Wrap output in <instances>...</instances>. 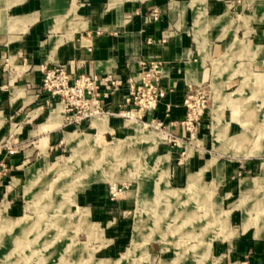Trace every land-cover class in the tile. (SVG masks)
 Returning a JSON list of instances; mask_svg holds the SVG:
<instances>
[{
	"label": "rangeland",
	"instance_id": "rangeland-1",
	"mask_svg": "<svg viewBox=\"0 0 264 264\" xmlns=\"http://www.w3.org/2000/svg\"><path fill=\"white\" fill-rule=\"evenodd\" d=\"M251 3L231 9L248 21L247 43L233 40L206 55L208 104L194 138L181 127L184 138L172 142L136 121L126 123L132 133L116 135L108 118L94 121L100 132L87 124L75 131L63 119L57 137L42 138L39 150L38 138L17 139L14 115L3 114L0 152L34 149L22 168L0 163V264H240L232 261L241 237L264 238V136L247 123L253 112L264 125V57L250 47L264 45V3ZM204 41L201 34L202 47ZM6 126L13 129L5 133ZM245 132L248 142H241ZM69 135L98 144L69 142ZM96 158L99 167L92 166ZM113 184L123 191L112 198ZM93 187L110 201L100 223L82 199Z\"/></svg>",
	"mask_w": 264,
	"mask_h": 264
},
{
	"label": "crops",
	"instance_id": "crops-1",
	"mask_svg": "<svg viewBox=\"0 0 264 264\" xmlns=\"http://www.w3.org/2000/svg\"><path fill=\"white\" fill-rule=\"evenodd\" d=\"M240 1L0 0V125L5 122L3 114L7 118L14 115L17 139L25 142L37 137L34 143L38 149L42 138L47 137L48 142L57 137L63 125V107L60 109L57 104L48 109L49 93L36 89L43 77L40 70L43 63L48 67L64 64L74 75L95 73L101 77L111 73L115 78L125 79L139 69L141 60L155 58L162 64V83L167 93L152 116L182 140L184 130L179 124L184 117L182 101L189 84L203 85L207 81L206 55H216L224 46L227 50L233 40L238 41L237 45L247 43L246 37L251 33L248 21L243 19L245 16L235 18L236 13L231 11ZM253 1L256 6L264 3V0H243L250 4ZM154 9L158 10L157 19L146 20ZM203 11L205 30L199 25ZM201 34L205 38L203 47ZM250 47L253 50L259 47L257 57H264V45ZM25 83L30 90L24 88ZM126 93L127 87L122 85L103 100L105 109L117 113ZM55 102L56 99L51 100V104ZM30 105L36 108L25 113ZM105 118H109L116 135L132 133L126 123L134 120L114 114ZM93 119L86 123L87 128L100 132L94 123L92 127ZM12 129L6 126L5 133ZM107 133L111 134L108 131L104 134ZM33 147L11 155L4 149L0 152V163L5 161L12 170L22 168L28 161L22 160L23 157H30ZM204 160L198 159L194 173L201 171ZM231 170L225 164V177ZM82 199L91 206L99 223L109 217L106 205L110 201L103 188L93 187ZM246 237L239 240L245 242H241L232 262L237 263V259L240 264H264V238Z\"/></svg>",
	"mask_w": 264,
	"mask_h": 264
},
{
	"label": "built area",
	"instance_id": "built-area-1",
	"mask_svg": "<svg viewBox=\"0 0 264 264\" xmlns=\"http://www.w3.org/2000/svg\"><path fill=\"white\" fill-rule=\"evenodd\" d=\"M157 17L158 10L154 9L146 20H155ZM162 41H165V37ZM139 64V69L133 74L125 79H118L111 73L101 77L95 73L74 75L64 64L48 67L43 63L40 65L43 77L39 90L49 93L47 102L56 99L55 106L63 105L61 111L65 123L76 129L90 123L93 116L114 114L127 120L132 119L139 125L159 129L169 137V141L176 142L178 138L152 116L167 93L162 83V64L155 58L143 59ZM122 85H126L127 93L119 104L120 110L117 113H109L103 105V100ZM207 104L208 95L205 87L189 84L182 101L184 117L179 124L189 132L191 138L195 137V124L205 113ZM121 191L122 188H118L117 184L110 186L112 198Z\"/></svg>",
	"mask_w": 264,
	"mask_h": 264
},
{
	"label": "bare ground",
	"instance_id": "bare-ground-1",
	"mask_svg": "<svg viewBox=\"0 0 264 264\" xmlns=\"http://www.w3.org/2000/svg\"><path fill=\"white\" fill-rule=\"evenodd\" d=\"M61 105L62 104H59L57 107L58 108H60L61 109ZM57 109V108H56ZM62 110V109H61ZM219 115V114H218ZM104 117V119H105V117H108L107 115H105V116H99V115H96V116H93L92 117V119H93V121H92V125H93V123H94V121L96 120V119H98V118H103ZM217 117V116H216ZM255 118H256V115H255V113H253V112H251V113H249V116H248V125L250 126V127H253V126H255L253 129H257L258 130V133H260V135L261 136H264V125L262 126H257L256 124H255ZM109 119V118H108ZM130 120H132V119H130ZM220 120V119H219ZM218 120V121H219ZM257 123V122H256ZM222 124V123H221ZM99 125L97 124V127H98ZM261 128L263 129V130H261ZM217 130V129H216ZM218 131V130H217ZM216 132V131H215ZM218 133V132H217ZM242 135H244V137H242V139H241V142H248V138L246 137V132L243 134L242 133ZM235 138H237V137H235ZM67 139H68V141L69 142H74L75 140H77V137L75 136V135H69V136H67ZM234 140V139H233ZM78 142H79V144L80 145H83V144H90V143H93L94 141V143L95 144H98V141L95 139H92L90 136H87V138H84V139H79L78 138V140H77ZM235 141V140H234ZM239 141V140H238ZM232 143H233V141H232ZM239 143V142H238ZM112 147V146H111ZM110 147V148H111ZM118 149L119 147H115V149ZM260 149V148H259ZM106 153V152H105ZM85 158H87V156H85ZM109 159V158H108ZM99 160H101V159H98L97 160V158L96 159H94V161L92 162V166L93 167H99ZM110 164V163H109ZM80 165V164H79ZM111 165V164H110ZM102 170H105V169H102ZM101 172V171H100ZM103 172V171H102ZM103 175V174H102ZM101 177V176H100ZM177 200V199H176ZM143 221V220H142ZM141 226V225H140ZM138 239V238H137ZM133 245V244H132ZM137 251V250H136ZM199 252V251H198ZM196 258V257H195ZM205 263V262H204ZM174 264V263H173ZM202 264V263H201Z\"/></svg>",
	"mask_w": 264,
	"mask_h": 264
}]
</instances>
